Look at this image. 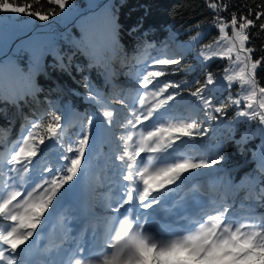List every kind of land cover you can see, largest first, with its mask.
<instances>
[{"label": "snow or ice", "instance_id": "1", "mask_svg": "<svg viewBox=\"0 0 264 264\" xmlns=\"http://www.w3.org/2000/svg\"><path fill=\"white\" fill-rule=\"evenodd\" d=\"M205 2L219 36L201 45L205 34L197 23L195 35L180 45L182 51L165 45L155 56L146 54L156 48L147 41L129 56L120 43L116 7L105 6L103 30L92 43L121 53V65H130L122 73L128 86L109 96L86 82L85 99L98 108L99 116L81 117V133L66 148L63 121L74 110L61 114L57 108L38 121L23 117L20 134L0 151V264H264V211H258L264 209V86L257 79L258 69L264 70V47L255 58L257 48L252 43V29H258L255 36L264 33V3L239 15L233 11L228 20L221 16L229 9L224 0ZM73 7V0H35L34 4L0 0V52L7 39L30 31L24 17L49 21L63 18ZM137 30L133 27L129 34ZM52 48L44 40H21L13 55L26 58L27 69L9 60L30 83L24 92L0 87V115L8 119L9 128L13 123L7 109L23 112L43 91L33 81V71H39ZM193 50L201 69L214 60L227 61L223 74L206 71L203 82L161 79L182 71L185 55ZM56 55L55 63L68 70L70 58ZM113 75L106 73V83ZM237 84L239 90L233 95ZM225 92L227 97L218 100ZM178 105H184L188 114L177 115ZM230 108L235 116L226 120ZM225 124L232 129L246 125L235 140L237 145H246L257 134L262 138L259 163L248 177L246 195L234 198L232 190L240 186L222 178V189L212 191L222 190L223 195L209 196L199 187L184 190L197 170L207 169L210 174L222 170L216 167L225 159L222 146L203 139ZM100 137L112 144L114 163L110 186L97 199L95 189L83 178L93 141ZM48 142L67 154L50 159ZM76 193L78 198L70 199ZM204 196L208 199L201 200ZM170 199L174 203L162 223L157 211ZM58 212L63 228L56 236L51 221ZM81 216L84 224L73 235L68 221ZM37 238L48 240L43 249Z\"/></svg>", "mask_w": 264, "mask_h": 264}, {"label": "trees", "instance_id": "2", "mask_svg": "<svg viewBox=\"0 0 264 264\" xmlns=\"http://www.w3.org/2000/svg\"><path fill=\"white\" fill-rule=\"evenodd\" d=\"M19 2L34 4L35 0H19ZM224 2L229 5V9L227 12H221V16L230 20L233 11H236L238 15L240 12L246 13L247 7L255 9L258 4L264 3V0H224ZM73 4L74 7L63 18L54 17L49 21H39L24 17L30 31L7 39L3 52H0V62L3 65L0 68V87L5 91L24 92L30 88L29 81L16 67L9 64V60L15 59L19 68L27 69L28 60L22 55L16 57L13 55L21 44V40L27 42L29 38L39 39L53 45L52 54L45 56L39 71H33V81L39 84L43 91L37 94L35 101L24 107L23 112L18 113L14 107L7 109L8 117L12 118L13 126L11 128H9L8 119L4 115H0V151L4 144L10 141L14 127L20 118L22 123L25 122L23 119L25 115L37 121L46 119L57 108L61 110V114L67 109L74 110L63 121L65 127L62 129V137L66 148L68 144L74 143L81 133V117L89 113L99 115L98 108L85 99L86 82L109 96L113 91L127 88L128 78L122 73L129 71L130 65L122 66L119 63L117 65L120 67H117L118 74L114 73L112 76V81L114 78V81L117 82L115 84H112V81L106 83V73H113L112 67L116 65L118 56H112L110 49L92 43L99 39L100 28L104 27L102 14L106 5L116 7L121 25L120 43L129 56H132L133 49L138 44L143 45L145 41L156 45L154 49H147L146 54L149 56L158 55V50L165 46L171 37L173 28L176 31L172 41L179 46L186 43L190 35H195L197 23L201 25L199 30L205 34L201 45L212 43L219 36L218 29L213 27L214 14L208 9L205 0H73ZM133 27L138 29L137 32L129 34ZM189 29L192 31L189 32ZM257 31L258 29H252L254 35L252 43L257 48L255 58L262 54L260 49L264 47V33L255 36ZM228 32L230 35L231 30L228 29ZM57 53L62 57L70 58L71 64L68 70H62L55 63V60L59 59ZM190 66L193 68L192 71L188 70ZM226 66L227 61L214 60L210 62L207 69H201L197 65L196 50H193L185 55L181 64L182 71L161 79L191 82L198 78L203 82L206 71L222 75ZM258 73L257 79L261 86H264V70L258 69ZM85 77L88 78L87 81ZM238 90L239 85H234L233 95ZM227 95L225 92L223 97L217 99H225ZM48 101H51L52 104H49ZM175 112L177 115L188 114L184 105H178ZM233 116H235V109L230 108L229 115L225 119H231ZM245 129L246 125L244 124L236 129L229 128L225 124L214 132L210 131L208 136L203 139V143L222 146V154L225 159L221 165L216 166L222 169L216 172V177L220 182V178L222 181L230 179L234 185L240 186L232 190L233 197L237 199H243L247 193L248 177L257 169L259 149L262 144V138L257 134L246 145H237L235 140L240 139ZM93 147L96 152L92 156V163L96 169L94 168L88 179V186L95 189L94 195L99 199L105 194L107 187L110 186L109 182L113 178V146L107 139L100 137L93 141ZM54 152L55 154H67L56 145L49 152L50 159H53ZM210 155H214V153H210ZM254 158H258V160L252 162L251 160ZM247 161L249 162L247 163ZM115 163L118 164V162ZM227 169L230 172H224ZM258 211H264V209Z\"/></svg>", "mask_w": 264, "mask_h": 264}, {"label": "rangeland", "instance_id": "3", "mask_svg": "<svg viewBox=\"0 0 264 264\" xmlns=\"http://www.w3.org/2000/svg\"><path fill=\"white\" fill-rule=\"evenodd\" d=\"M102 30H103V27H101L100 28V34H101V32H102ZM100 36V35H99ZM175 37H173L172 35H171V37L167 40V42H166V44L165 45H167L171 50H173V51H176V52H179V51H182V49L180 48V46L179 45H177L174 41H172L173 39H174ZM111 50V49H110ZM115 64V63H114ZM117 67L118 66H113L112 67V71H113V73H115L116 75L118 74V70H117ZM119 68V67H118ZM97 116H99V115H97ZM17 126V125H16ZM16 128V127H15ZM19 130V129H18ZM17 130V131H18ZM16 133H15V131H14V133H13V137L14 138H16L17 137V135H15ZM55 142H51V144L50 145H52V144H54ZM2 151V150H1ZM59 154L58 153H56L54 156H53V158H54V160H55V158L58 156ZM224 172H227L228 173V170H225ZM213 175H215V174H210V170H207V169H205V170H198V171H196L194 174H192L190 177H189V179H188V181H190V185H187L186 186V184L183 186V187H186V188H183L184 190H187V189H190V188H193V187H199L202 191H206V192H208L207 191V189L208 188H211V187H213V188H217V189H222V183L221 182H219V179H218V177H216V176H213ZM203 186V187H202ZM222 195H223V191L221 190V191H219ZM212 195H216V196H219V194H218V192H213L212 194H211V196Z\"/></svg>", "mask_w": 264, "mask_h": 264}]
</instances>
